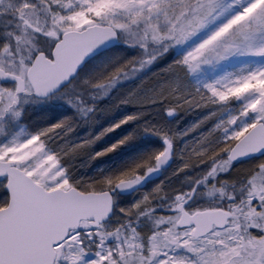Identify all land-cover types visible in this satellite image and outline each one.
<instances>
[{
  "label": "snow or ice",
  "instance_id": "1",
  "mask_svg": "<svg viewBox=\"0 0 264 264\" xmlns=\"http://www.w3.org/2000/svg\"><path fill=\"white\" fill-rule=\"evenodd\" d=\"M0 264H264V0H0Z\"/></svg>",
  "mask_w": 264,
  "mask_h": 264
},
{
  "label": "rangeland",
  "instance_id": "2",
  "mask_svg": "<svg viewBox=\"0 0 264 264\" xmlns=\"http://www.w3.org/2000/svg\"><path fill=\"white\" fill-rule=\"evenodd\" d=\"M128 85H125L127 87ZM132 111V109L127 107H122L117 109L114 113L101 117L97 116L96 120L98 123L93 126L91 129L88 128V126H85L78 130V137H83L85 133H87L89 130L91 131V134L97 135L99 131H101L105 127L111 126L113 123L117 122L118 120L122 119L125 115L129 114ZM46 112V106H38L33 113V120L36 126L38 127H46L51 123H54L56 119H60L63 116V113L61 115H58L55 118H47L45 115ZM194 119L193 116H185L183 119H181V116H177L172 118L168 123L169 125L175 124L176 121H179V125L177 127V131L185 128L190 122H192ZM129 125H124L120 129H116L113 133H109L106 135L102 140L97 142V144L94 146L95 151H101L105 147L110 146L112 143L117 142L120 138H122L123 135H126L128 131H130ZM159 145V141L155 137L151 136H143L139 140L134 141L130 144L123 145L119 149H117L116 152L109 154L106 157H102L100 161L96 163V165L93 164L94 168L101 167V161H109L112 158H119L122 157L123 159H126L127 157L131 159L138 158L141 154H143L146 151H149L152 148H155ZM178 162L175 160L171 161L170 166L161 172L160 177L156 179L155 181L149 182L145 184L143 187L140 188V190H148L150 186H154L157 183H160L161 181L165 180L166 177H168L171 173V171L174 169ZM171 183H175V180L170 181Z\"/></svg>",
  "mask_w": 264,
  "mask_h": 264
},
{
  "label": "water",
  "instance_id": "3",
  "mask_svg": "<svg viewBox=\"0 0 264 264\" xmlns=\"http://www.w3.org/2000/svg\"><path fill=\"white\" fill-rule=\"evenodd\" d=\"M170 163H171V161H170V162L168 163V165H166L165 168H163L161 171L167 169V168L169 167ZM161 171H160V172H161ZM160 172L155 173V174H152L151 176H149V177L146 179V181L140 186V188L143 187L145 184H147V183H149V182H152V181L158 179V177H159V175H160Z\"/></svg>",
  "mask_w": 264,
  "mask_h": 264
},
{
  "label": "trees",
  "instance_id": "4",
  "mask_svg": "<svg viewBox=\"0 0 264 264\" xmlns=\"http://www.w3.org/2000/svg\"><path fill=\"white\" fill-rule=\"evenodd\" d=\"M132 160H134V159H131V158H129V157H127L126 159H123L122 157H119V158H112V159L109 160V161L117 162V163H121V162H131ZM97 162H98V161H97ZM97 162H95L94 165H96Z\"/></svg>",
  "mask_w": 264,
  "mask_h": 264
}]
</instances>
